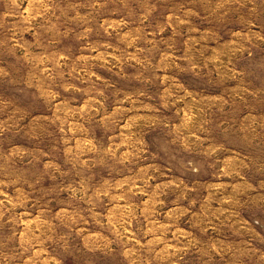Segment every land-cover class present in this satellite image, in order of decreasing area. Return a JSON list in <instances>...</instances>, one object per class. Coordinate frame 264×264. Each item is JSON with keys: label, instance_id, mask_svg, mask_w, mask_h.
<instances>
[{"label": "rangeland", "instance_id": "1", "mask_svg": "<svg viewBox=\"0 0 264 264\" xmlns=\"http://www.w3.org/2000/svg\"><path fill=\"white\" fill-rule=\"evenodd\" d=\"M0 264H264V0H0Z\"/></svg>", "mask_w": 264, "mask_h": 264}]
</instances>
